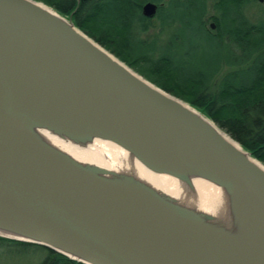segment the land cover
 Masks as SVG:
<instances>
[{
  "label": "water",
  "instance_id": "water-1",
  "mask_svg": "<svg viewBox=\"0 0 264 264\" xmlns=\"http://www.w3.org/2000/svg\"><path fill=\"white\" fill-rule=\"evenodd\" d=\"M35 129L107 140L152 173L212 182L229 192L240 234L103 178ZM228 139L43 3L0 0V232L20 239L1 238L81 264H264V166Z\"/></svg>",
  "mask_w": 264,
  "mask_h": 264
},
{
  "label": "trees",
  "instance_id": "trees-1",
  "mask_svg": "<svg viewBox=\"0 0 264 264\" xmlns=\"http://www.w3.org/2000/svg\"><path fill=\"white\" fill-rule=\"evenodd\" d=\"M33 1L193 108L264 166V16L251 22L244 13L254 0ZM147 2L157 6L151 18L140 12ZM0 244L41 251L38 264H81L31 243L0 237Z\"/></svg>",
  "mask_w": 264,
  "mask_h": 264
},
{
  "label": "bare ground",
  "instance_id": "bare-ground-1",
  "mask_svg": "<svg viewBox=\"0 0 264 264\" xmlns=\"http://www.w3.org/2000/svg\"><path fill=\"white\" fill-rule=\"evenodd\" d=\"M34 133L79 165L103 170L105 174L102 177L105 179L141 185L176 206L211 218L210 222H206L208 226L219 228L229 235L240 234L230 206L229 192L210 181L197 176H185L178 180L152 173L125 150L107 140L91 138L86 142H73L44 129H35ZM0 235L20 239L2 232Z\"/></svg>",
  "mask_w": 264,
  "mask_h": 264
},
{
  "label": "rangeland",
  "instance_id": "rangeland-1",
  "mask_svg": "<svg viewBox=\"0 0 264 264\" xmlns=\"http://www.w3.org/2000/svg\"><path fill=\"white\" fill-rule=\"evenodd\" d=\"M244 13L251 22L255 21L258 16H264V0L262 3L256 1L248 3L244 8ZM207 15H211L210 9ZM42 259L43 254L37 249L0 244V264H38Z\"/></svg>",
  "mask_w": 264,
  "mask_h": 264
}]
</instances>
